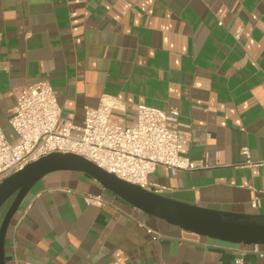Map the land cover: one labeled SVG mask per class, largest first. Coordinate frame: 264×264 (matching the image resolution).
<instances>
[{"label":"crops","instance_id":"crops-1","mask_svg":"<svg viewBox=\"0 0 264 264\" xmlns=\"http://www.w3.org/2000/svg\"><path fill=\"white\" fill-rule=\"evenodd\" d=\"M40 81L78 125L104 95L128 114L136 104L177 111L200 167L159 166L150 183L179 201L264 214V0H0L8 139L16 92ZM244 247L150 216L70 170L32 188L6 235L7 264H235ZM245 264L264 258L248 252Z\"/></svg>","mask_w":264,"mask_h":264},{"label":"built area","instance_id":"built-area-1","mask_svg":"<svg viewBox=\"0 0 264 264\" xmlns=\"http://www.w3.org/2000/svg\"><path fill=\"white\" fill-rule=\"evenodd\" d=\"M234 37L240 39V33L234 32ZM128 111L125 101L104 95L98 106L85 108L81 125L69 123L61 118L62 108L49 82L21 87L9 119L16 138L8 139L0 127V183L53 152L80 154L121 179L156 193L166 188L149 181L157 167L172 174L200 167L190 156V132L181 127L177 111L145 104L134 105L133 114ZM88 202L101 203V199L89 197ZM148 231L157 236L154 230ZM240 252L235 264H245L248 252L264 258V245H246Z\"/></svg>","mask_w":264,"mask_h":264},{"label":"water","instance_id":"water-1","mask_svg":"<svg viewBox=\"0 0 264 264\" xmlns=\"http://www.w3.org/2000/svg\"><path fill=\"white\" fill-rule=\"evenodd\" d=\"M78 171L95 178L107 190L144 213L200 236L244 245H264V214L224 211L173 199L111 173L73 152H53L27 164L0 183V209L11 199L0 225V264L12 260L6 253V235L32 188L55 171Z\"/></svg>","mask_w":264,"mask_h":264},{"label":"rangeland","instance_id":"rangeland-1","mask_svg":"<svg viewBox=\"0 0 264 264\" xmlns=\"http://www.w3.org/2000/svg\"><path fill=\"white\" fill-rule=\"evenodd\" d=\"M120 115H122V114H120ZM10 203H11V199L8 200V201L2 206V208L0 209V225H1V222H2V219H3V217H4V214H5L6 210H7V208L9 207Z\"/></svg>","mask_w":264,"mask_h":264}]
</instances>
